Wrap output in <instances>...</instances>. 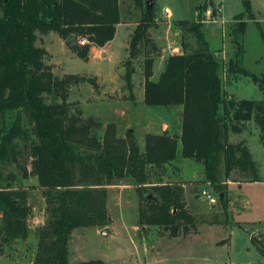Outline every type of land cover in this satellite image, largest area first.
<instances>
[{
	"label": "trees",
	"instance_id": "obj_1",
	"mask_svg": "<svg viewBox=\"0 0 264 264\" xmlns=\"http://www.w3.org/2000/svg\"><path fill=\"white\" fill-rule=\"evenodd\" d=\"M132 1L141 16L125 64L130 66L144 56L142 102L147 107L181 109L180 134H146L143 149L131 132L119 137L113 124L105 127L100 138L101 123L94 117L83 118L68 103L69 90L78 78L54 76L44 62L47 52L36 45L38 34L50 32L63 41L69 36L84 38L86 44L78 55L85 58L89 44L102 48L112 41L120 24V0H0V242L10 246L30 235L26 191L10 183L3 187L1 177L2 167L19 155L22 142L31 167L29 172L23 169V177H36L47 216L35 231L33 264H102L70 263L68 243L74 230L106 222V189L115 181L125 179L137 189L151 190L156 200H145L140 218L163 227L172 237L193 226L180 184L163 182L167 169L178 159L199 163L204 182L219 195L224 196L229 176L236 171L249 174L247 182H262L248 149L242 143H230L229 138L242 131L241 124L251 121L264 132V100H235L226 95L221 64L204 37L200 16L177 21L183 51L168 56L153 80L158 48L148 31L157 21L153 10L145 8L147 0ZM242 3L244 14L250 16V2ZM243 16L234 18L229 32L234 51L225 74L230 80L249 77L264 92V78L242 67ZM186 36L194 38V48L185 42ZM221 204H227L225 198Z\"/></svg>",
	"mask_w": 264,
	"mask_h": 264
},
{
	"label": "rangeland",
	"instance_id": "obj_2",
	"mask_svg": "<svg viewBox=\"0 0 264 264\" xmlns=\"http://www.w3.org/2000/svg\"><path fill=\"white\" fill-rule=\"evenodd\" d=\"M220 1L156 0V17L167 21L160 24L162 31L157 33L160 51L168 40H176L178 52L182 53L176 23L196 20L200 16L204 37L221 64L220 76L226 95L235 100H264V92L251 78L241 76L230 80L225 74V64L234 51L229 32L234 18L243 14L246 27L242 38V67L250 74L264 78V0H248L250 16L244 14L242 0ZM212 3L222 8V19L226 21L224 25L219 22L220 16L217 17L220 14H213ZM164 8L168 9L169 18L165 19ZM140 16L141 9L136 8L132 0H120V24L116 26L112 41L100 53H97L99 49L96 46L89 44L85 58L66 47L60 40L62 38L53 32L38 34L36 45L47 52L44 62L54 76L73 75L78 78L69 90L68 103L73 111L79 109L83 118L94 117L101 123L98 131L100 138L105 127L113 124L119 137L125 138L126 133L131 132L143 149L146 133H161L163 128L167 131L162 133L175 136L176 126L179 121L181 125V120L180 112L174 109L147 107L141 101L143 54L130 66L125 64L129 57V41ZM168 27L169 36L168 32L164 33ZM185 42L194 48V38L186 36ZM172 48L167 55H171ZM172 53L176 55L177 52ZM157 75L155 72L153 79ZM167 118L173 121L167 123L164 121ZM26 122L23 116L24 127ZM241 126L242 131L230 135L229 142L245 145L262 182H247L249 174L233 172L227 184L235 183L224 189L223 198L227 204L223 206L219 193L204 182L202 166L191 159H178L167 169L163 182L180 184L193 226H187L189 231L186 233L180 229L178 236L172 237L163 227L146 224L140 218L146 206L145 200H156L151 190L137 189L125 179L115 181L106 189V222L72 232L68 243V261H100L102 264H264V132L253 121ZM19 143V155L2 167L1 177L3 187L10 183L14 188L26 191L27 205L31 209L28 218L30 235L26 240L15 241L10 246L0 242V264H33L37 249L35 231L47 219L45 201L36 177H23V169L29 172L31 167L28 150L24 143ZM202 191L210 194L216 202L210 204L208 200H202ZM104 229L106 232L101 233Z\"/></svg>",
	"mask_w": 264,
	"mask_h": 264
},
{
	"label": "crops",
	"instance_id": "obj_3",
	"mask_svg": "<svg viewBox=\"0 0 264 264\" xmlns=\"http://www.w3.org/2000/svg\"><path fill=\"white\" fill-rule=\"evenodd\" d=\"M155 5H156V0H154V5H153V8H152V10H153V12H154V16H155V20L157 21V25L156 26H154V27H152L151 29H149V36H150V38H151V40L156 44V46H157V48H158V53L156 54V56H155V58H154V63H153V71H154V75H153V77L155 76V72L159 75V73L163 70V67H164V63H165V60H166V58L169 56V55H167V51H169V49L170 48H172L173 50H172V52H177L176 54H181V53H179L178 52V48H179V45H178V43H177V41L176 40H174L173 42H170V40H168L167 41V45L165 46V47H163L162 48V50L160 51V48H159V46H158V44H157V36H158V32H161L162 31V26H160V24H162V22H167V21H165V20H162V19H158L157 17H156V15H155V11H154V9H155ZM165 9V8H164ZM163 12H164V10H163ZM164 16H165V19L167 18L166 17V15L164 14ZM159 25V26H158ZM169 27L168 28H165L164 29V33H165V35H166V33L168 32V36H169ZM61 40V42L63 43L64 41L62 40V39H60ZM173 43H175V45H173ZM64 44V43H63ZM108 44V43H107ZM106 44V45H107ZM105 45V46H106ZM171 45H172V47H171ZM104 46V47H105ZM104 47H102V48H98L99 49V51H97V53L99 52L100 53V51H101V49H103ZM161 52V53H160ZM171 51H170V54L171 55H173V53H172ZM158 75H157V77H158ZM153 77H152V79H153ZM156 77V78H157ZM153 80H155V79H153ZM141 101H143V98L141 99ZM138 102H140L139 101V98H138ZM141 103V102H140ZM171 109H174V110H176L177 112H180V108H178V107H172V108H170V111H171ZM178 118H179V116H178ZM164 121H166L167 123H171L173 120H172V118H167L166 120H164ZM118 127V126H117ZM168 130H170V124H168ZM171 127H172V125H171ZM176 135H179L180 134V121L178 122V125L176 126ZM127 129V131H129V128H126ZM167 130L166 129H163L162 128V130H161V133L162 132H166ZM161 133H156V134H161ZM146 134H150V133H146ZM170 134H172V133H170ZM230 183H235V182H229L227 185H229ZM237 184V183H236ZM202 200H204L203 198H202Z\"/></svg>",
	"mask_w": 264,
	"mask_h": 264
},
{
	"label": "water",
	"instance_id": "obj_4",
	"mask_svg": "<svg viewBox=\"0 0 264 264\" xmlns=\"http://www.w3.org/2000/svg\"><path fill=\"white\" fill-rule=\"evenodd\" d=\"M154 5V0H147L145 2V8L148 11H151ZM64 45L76 52H79L81 50V46L78 43V40L74 36H69L64 40ZM219 200H223V194L219 195ZM106 229L102 230L101 233H105ZM253 239H255V235L252 236Z\"/></svg>",
	"mask_w": 264,
	"mask_h": 264
},
{
	"label": "built area",
	"instance_id": "obj_5",
	"mask_svg": "<svg viewBox=\"0 0 264 264\" xmlns=\"http://www.w3.org/2000/svg\"><path fill=\"white\" fill-rule=\"evenodd\" d=\"M217 2L221 3L220 0H217ZM211 5H212L211 10H212V11L214 10L217 14H220V15H217V17L220 16V20H219L220 24H223V25H224V24L226 23V21H224V20L222 19V8L220 9L219 6L215 5L214 3H212ZM164 14L166 15L167 18H169V11H168L167 8L164 9ZM78 43L80 44V46H83V45L86 44V41H85V40H81V41H78ZM201 196H202V198H203L204 200H208V202H209L210 204H214V203L216 202L215 198H213V197H212L210 194H208L206 191H202V192H201Z\"/></svg>",
	"mask_w": 264,
	"mask_h": 264
}]
</instances>
